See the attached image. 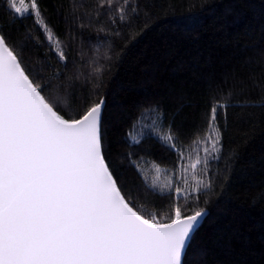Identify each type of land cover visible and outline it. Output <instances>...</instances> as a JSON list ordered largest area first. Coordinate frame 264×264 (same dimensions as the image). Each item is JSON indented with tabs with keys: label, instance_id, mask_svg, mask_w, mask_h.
<instances>
[{
	"label": "snow or ice",
	"instance_id": "1",
	"mask_svg": "<svg viewBox=\"0 0 264 264\" xmlns=\"http://www.w3.org/2000/svg\"><path fill=\"white\" fill-rule=\"evenodd\" d=\"M187 6L197 7L194 0ZM0 11L8 18L0 20V264H207L199 233L212 197L219 203L227 196L240 159L236 149H225L220 110L226 120L236 105L214 99L206 127L190 134L159 105H138L140 115L120 136L122 114L113 109L122 105L112 102L114 81L105 76L154 23L145 0H72L69 39H76L74 27L104 33L96 40L107 45L105 56L89 62L71 58L52 40L38 0L30 8L27 0H0ZM23 19L47 33L58 58L25 65L22 46L6 34ZM198 23L189 12L177 27ZM79 36L83 44V31ZM238 87L247 84L241 80ZM256 103L264 108V101ZM146 140L164 149L168 165L161 168L152 157L151 179L136 168L142 186L126 188L113 161L135 168L133 161L151 156L136 151ZM121 146L128 151L118 152Z\"/></svg>",
	"mask_w": 264,
	"mask_h": 264
},
{
	"label": "trees",
	"instance_id": "2",
	"mask_svg": "<svg viewBox=\"0 0 264 264\" xmlns=\"http://www.w3.org/2000/svg\"><path fill=\"white\" fill-rule=\"evenodd\" d=\"M91 3L92 0H86ZM191 0H145L154 14V23L139 35L127 50L119 69L105 76L113 78V109L122 114L117 131L126 135L142 109L138 105H159L168 116L182 125V133L206 127L207 115L215 100L236 105L220 110V123L227 125L225 149H236L239 165L233 174L229 191L219 203L212 197L210 216L200 230L199 238L208 249L207 264H233L246 260L248 264H264V0H194L197 7L189 9ZM72 0H38L42 16L71 58L89 62L102 61L107 45L101 41L104 33L96 27L73 28L75 40L69 39V27L74 25ZM200 5L203 7L201 8ZM233 6L235 11L225 9ZM189 12L199 23L195 27H177ZM65 17H68L67 21ZM0 11V20L7 23ZM83 31L81 44L79 33ZM6 34L22 46V58L30 69L40 67L50 57H56L55 47L47 33L23 19L11 25ZM99 36L101 41H97ZM119 47L124 41L117 39ZM113 60L115 49L112 50ZM55 67V60H52ZM102 67V63L97 65ZM241 80L247 87L241 90ZM255 81V82H254ZM224 91L217 90V86ZM232 88L233 95H228ZM242 103L255 106L241 109ZM126 153L128 149H117ZM137 153L150 152L136 167L127 160H114L113 166L122 172L126 188L142 186L136 168L153 174V159L168 165L164 149L155 142L145 141Z\"/></svg>",
	"mask_w": 264,
	"mask_h": 264
},
{
	"label": "rangeland",
	"instance_id": "3",
	"mask_svg": "<svg viewBox=\"0 0 264 264\" xmlns=\"http://www.w3.org/2000/svg\"><path fill=\"white\" fill-rule=\"evenodd\" d=\"M17 2L19 3V0H17ZM31 5V0H27V6L30 8Z\"/></svg>",
	"mask_w": 264,
	"mask_h": 264
}]
</instances>
